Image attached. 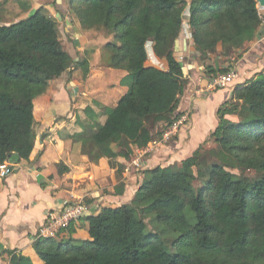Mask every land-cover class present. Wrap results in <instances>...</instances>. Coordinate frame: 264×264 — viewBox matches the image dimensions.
Wrapping results in <instances>:
<instances>
[{
    "label": "trees",
    "instance_id": "16d2710c",
    "mask_svg": "<svg viewBox=\"0 0 264 264\" xmlns=\"http://www.w3.org/2000/svg\"><path fill=\"white\" fill-rule=\"evenodd\" d=\"M16 1L27 15L0 21V164L30 157L33 101L68 57L57 18L44 14L43 6L28 14L30 2ZM186 9L202 60L219 46L230 62L233 42L255 40L263 24L256 0H67L66 11L82 30L112 35L102 46L106 66L126 72L120 84L127 90L116 104L93 101L99 112L86 106L85 119L77 116L78 129L69 134L90 163L104 158L115 170V195L125 188L126 166L118 158L129 161L181 115L175 110L186 81L173 45ZM148 42L165 69L146 64ZM93 51L77 62L83 77ZM230 68L207 65L206 72L215 77ZM217 118L209 145L179 163L144 168L131 202L82 216L87 239L36 237L42 264H264V70L233 88ZM56 166L58 174L69 170L62 162ZM7 253L9 264H34L20 252Z\"/></svg>",
    "mask_w": 264,
    "mask_h": 264
},
{
    "label": "crops",
    "instance_id": "0c3cea01",
    "mask_svg": "<svg viewBox=\"0 0 264 264\" xmlns=\"http://www.w3.org/2000/svg\"><path fill=\"white\" fill-rule=\"evenodd\" d=\"M53 7L51 4L44 6L50 15L59 17L61 43L68 57L63 71L51 78L46 91L33 101L36 125H40L38 142L33 152L26 160L9 162V173L0 178V264H9L10 256L7 252L10 250L29 257L34 264H42L33 248V241L48 211L57 208L67 198L65 193L58 189L60 179L56 164L62 161L71 168L72 153L85 157L79 154L80 144L62 137L64 129L69 125L66 118L70 117V121H73L77 113L74 110H81L86 106H91L94 111L99 112L100 108L94 105L93 101L102 106H114L120 98L116 99L117 96L123 95L127 90L126 86L120 84L126 72L113 68L114 71H111V68L106 66L108 54L102 46L112 39L111 36L88 33L89 30H82L76 20L65 12V8L62 12H53ZM185 11L188 16V9ZM187 16L184 18L185 23ZM259 32L253 41L235 40L232 44L233 50L237 52L236 55L241 51V55L238 58L231 57L232 62H229L228 57L219 54V46L208 54L207 58H198L192 37L189 36V25L186 32L182 29L173 45V51L182 66L186 84L175 113H188V120L167 140L161 137L146 147L135 149L129 161L118 158L125 164V170L136 166V161L139 162L136 169L141 171L157 165L179 163L200 145L205 142L209 145L210 134L218 123L219 106L229 99L237 84L264 70V19ZM103 38L107 41L102 42L100 39ZM90 48L94 51L88 59L89 71L83 77L77 62L84 57V51ZM146 48V64L158 67L156 63L163 62L161 69H165L166 62L154 54L151 42L146 44ZM105 53L107 55H104ZM207 65L216 69L230 65V69L236 72V77L226 87L212 89L209 83L214 76L212 72H206ZM104 119L105 116L101 115L99 120ZM46 129H49L48 133L43 136L42 131ZM100 161L107 160L103 158ZM130 165L132 167L129 168ZM126 176L128 180H125L124 192H128V187H132L129 179L134 175L127 173ZM138 178L139 181L135 187L130 188L128 195L134 194L142 182L141 173ZM88 206L87 214L96 213L101 207L93 203ZM72 227V232L69 229L60 231L58 240L88 238L87 229L81 220L73 222Z\"/></svg>",
    "mask_w": 264,
    "mask_h": 264
},
{
    "label": "rangeland",
    "instance_id": "374dc122",
    "mask_svg": "<svg viewBox=\"0 0 264 264\" xmlns=\"http://www.w3.org/2000/svg\"><path fill=\"white\" fill-rule=\"evenodd\" d=\"M32 3V6L29 13L33 12L36 8H39L41 6L51 4L53 7V12L61 11L63 8H67V0H23ZM189 1V0H188ZM259 13L261 17L264 19V8H260L259 5H257ZM62 12V11H61ZM65 12H67L65 10ZM43 13L46 15H50L49 11L44 8ZM27 12H23L20 9L19 4L16 0H0V21L1 23H10L13 21H16L20 18H23L26 16ZM53 16V15H52ZM186 11L184 14V17H186ZM57 20L59 21V18L57 17ZM186 27L183 26L184 32H186ZM91 34H96V36L99 35H108L109 34L104 30H95L91 29L87 31ZM61 34V32H60ZM62 35V34H61ZM112 38V35H110ZM102 42L107 41L106 39H100ZM64 42V40H63ZM237 53V52H235ZM85 54V51L83 55ZM104 55H107L106 53ZM236 54H233L232 57L235 58ZM108 56V55H107ZM163 60V59H162ZM68 65V63H67ZM156 65L160 68L163 66V62H157ZM65 67V66H64ZM111 71L112 68L110 69ZM115 74V73H113ZM114 79V78H112ZM120 97L117 96L116 99ZM112 107V106H111ZM74 112H77L75 114V117L73 118V121H70V117L66 118L68 127L64 129V135L62 137H65L67 139L69 138V134L74 131L75 129H78L77 125L75 124V119L79 115L82 119H85V115L83 113V109L81 110H74ZM73 112V113H74ZM100 119V117H99ZM102 120L101 122H103ZM161 127L158 125L155 130H160ZM39 130L40 125L35 126V132H36V141L35 144L38 142L39 138ZM49 129H46L42 131L43 136L48 133ZM66 130V131H65ZM71 140V139H70ZM73 143V142H72ZM71 154V153H70ZM81 154V153H79ZM71 156V155H69ZM82 156V154H81ZM86 157V156H85ZM85 157H80L78 153H72L71 160L73 161L71 164V168L63 174H59V190H62L65 193L66 197H73L78 198L82 200L86 204H96L98 206H108V205H120L122 203H129L131 202V199L134 194L131 196L128 195V192L130 191V188L135 187V184L139 181V175L141 173L140 169H136L137 167L133 165V168L131 165L129 166V170L124 171L122 179L128 180V177L126 176L127 173H132L134 176L129 179L132 187H128V192H124L122 195H115L114 192V186L118 183V179L115 174V170L111 169L108 165L107 161H99L97 164L90 163ZM87 158V157H86ZM62 161H59V163ZM63 163V162H62ZM57 165V164H56ZM57 167V166H56ZM57 169V168H56ZM58 172V171H57ZM125 174V175H124ZM248 174H252V172H248ZM195 188L197 189L199 184L197 182L194 183ZM126 188H124L125 191ZM127 193V194H126Z\"/></svg>",
    "mask_w": 264,
    "mask_h": 264
},
{
    "label": "built area",
    "instance_id": "2783aa9c",
    "mask_svg": "<svg viewBox=\"0 0 264 264\" xmlns=\"http://www.w3.org/2000/svg\"><path fill=\"white\" fill-rule=\"evenodd\" d=\"M183 26L188 29V23L183 21ZM189 34V33H188ZM191 34H189L190 36ZM236 77V72L230 69L227 72L221 73L211 78L209 86L212 89L223 88ZM188 120V113H181V115L167 126L162 134V138L167 140L174 135L179 127ZM138 161L135 162L137 166ZM139 163V162H138ZM9 162L5 161L0 164V178L5 177L9 173ZM89 211L88 204L82 200L73 197L65 198L57 208L48 211L45 221L38 231L37 237H47L58 239L60 231L66 229L71 223L79 220Z\"/></svg>",
    "mask_w": 264,
    "mask_h": 264
},
{
    "label": "water",
    "instance_id": "95a60500",
    "mask_svg": "<svg viewBox=\"0 0 264 264\" xmlns=\"http://www.w3.org/2000/svg\"><path fill=\"white\" fill-rule=\"evenodd\" d=\"M256 2H257V5H259L260 8H264V0H256Z\"/></svg>",
    "mask_w": 264,
    "mask_h": 264
}]
</instances>
